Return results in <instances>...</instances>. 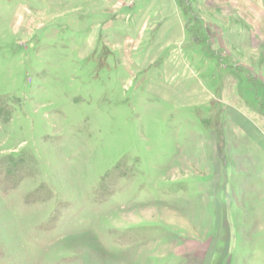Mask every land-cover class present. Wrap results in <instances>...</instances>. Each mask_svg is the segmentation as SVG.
<instances>
[{
	"label": "rangeland",
	"instance_id": "rangeland-1",
	"mask_svg": "<svg viewBox=\"0 0 264 264\" xmlns=\"http://www.w3.org/2000/svg\"><path fill=\"white\" fill-rule=\"evenodd\" d=\"M0 264H264V0H0Z\"/></svg>",
	"mask_w": 264,
	"mask_h": 264
}]
</instances>
